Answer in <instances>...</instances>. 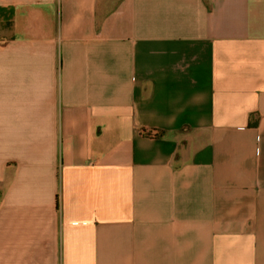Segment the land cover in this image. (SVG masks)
Returning <instances> with one entry per match:
<instances>
[{
	"label": "crops",
	"instance_id": "1",
	"mask_svg": "<svg viewBox=\"0 0 264 264\" xmlns=\"http://www.w3.org/2000/svg\"><path fill=\"white\" fill-rule=\"evenodd\" d=\"M0 264H264V0H0Z\"/></svg>",
	"mask_w": 264,
	"mask_h": 264
},
{
	"label": "trees",
	"instance_id": "2",
	"mask_svg": "<svg viewBox=\"0 0 264 264\" xmlns=\"http://www.w3.org/2000/svg\"><path fill=\"white\" fill-rule=\"evenodd\" d=\"M143 134L145 135H148V136H153V137H157V136H160L162 134V131H159V130H142L141 131Z\"/></svg>",
	"mask_w": 264,
	"mask_h": 264
}]
</instances>
